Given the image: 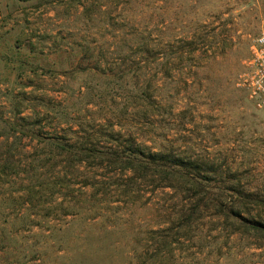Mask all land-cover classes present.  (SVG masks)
<instances>
[{
    "label": "rangeland",
    "instance_id": "rangeland-1",
    "mask_svg": "<svg viewBox=\"0 0 264 264\" xmlns=\"http://www.w3.org/2000/svg\"><path fill=\"white\" fill-rule=\"evenodd\" d=\"M0 4V264H264V0Z\"/></svg>",
    "mask_w": 264,
    "mask_h": 264
},
{
    "label": "built area",
    "instance_id": "built-area-1",
    "mask_svg": "<svg viewBox=\"0 0 264 264\" xmlns=\"http://www.w3.org/2000/svg\"><path fill=\"white\" fill-rule=\"evenodd\" d=\"M245 67L242 86L256 106L264 110V34L252 40Z\"/></svg>",
    "mask_w": 264,
    "mask_h": 264
},
{
    "label": "trees",
    "instance_id": "trees-1",
    "mask_svg": "<svg viewBox=\"0 0 264 264\" xmlns=\"http://www.w3.org/2000/svg\"><path fill=\"white\" fill-rule=\"evenodd\" d=\"M140 151V150H139ZM139 151H138V153H139ZM150 155V158H152V160H154V161H156L157 159H161V160H163V161H171V162H173L174 164H176V165H183V163H182V161L181 160H178V159H176V158H174V159H171V158H169L167 155H165V154H154V156H152L151 154H149ZM156 155L157 156H160L159 158H157L156 157ZM263 228H264V226H263Z\"/></svg>",
    "mask_w": 264,
    "mask_h": 264
},
{
    "label": "crops",
    "instance_id": "crops-1",
    "mask_svg": "<svg viewBox=\"0 0 264 264\" xmlns=\"http://www.w3.org/2000/svg\"><path fill=\"white\" fill-rule=\"evenodd\" d=\"M1 1V0H0ZM0 8L3 9V6L0 4Z\"/></svg>",
    "mask_w": 264,
    "mask_h": 264
}]
</instances>
